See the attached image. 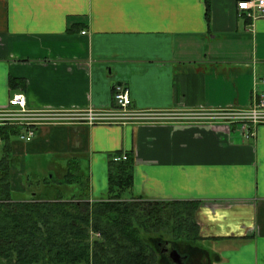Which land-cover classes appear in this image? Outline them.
<instances>
[{"label": "crops", "instance_id": "1", "mask_svg": "<svg viewBox=\"0 0 264 264\" xmlns=\"http://www.w3.org/2000/svg\"><path fill=\"white\" fill-rule=\"evenodd\" d=\"M238 1L0 0V109L23 95L31 111H110L116 84L134 111L249 108L264 96V18L239 17ZM250 133L197 117L71 120L35 126L27 143L0 138V158L18 193L73 163L92 202L107 197L112 155L126 154L125 199L199 204L185 264H264V124Z\"/></svg>", "mask_w": 264, "mask_h": 264}, {"label": "trees", "instance_id": "2", "mask_svg": "<svg viewBox=\"0 0 264 264\" xmlns=\"http://www.w3.org/2000/svg\"><path fill=\"white\" fill-rule=\"evenodd\" d=\"M20 131L1 126L0 138ZM119 155L110 159L107 197L91 202L88 177L73 163L60 178L50 174L28 181L23 193L13 191L6 151L0 158V264H169L158 244L171 243L181 255L196 250L199 204L125 199L133 164L113 161Z\"/></svg>", "mask_w": 264, "mask_h": 264}, {"label": "built area", "instance_id": "3", "mask_svg": "<svg viewBox=\"0 0 264 264\" xmlns=\"http://www.w3.org/2000/svg\"><path fill=\"white\" fill-rule=\"evenodd\" d=\"M236 12L239 17L251 21L264 18V0H240L236 3ZM264 83V79L262 80ZM254 93L257 91L255 89ZM252 106L246 109H235L223 112H210L207 119L228 120L242 124V127L251 129V133L258 125L264 124V96H257ZM114 110L88 111L72 113L62 111H31L26 108L23 95H14L8 102V107L0 109V127L4 125L19 126L21 131L18 138L22 142H30L34 136V127L45 123H59L71 120L83 121L89 125L97 123H118L123 121H156L163 119L155 117L153 112L134 111L131 109L129 89L123 84L113 86ZM249 131V130H248ZM126 154L113 158V161H126ZM98 236V234H97Z\"/></svg>", "mask_w": 264, "mask_h": 264}, {"label": "rangeland", "instance_id": "4", "mask_svg": "<svg viewBox=\"0 0 264 264\" xmlns=\"http://www.w3.org/2000/svg\"><path fill=\"white\" fill-rule=\"evenodd\" d=\"M154 116L155 117H162V118H174V119H183V118H192V117L206 118V117H209V112H203V111H199V112H178V111H170V112H167V113H156V114H154ZM83 170L84 169L81 168V171L82 172H83ZM74 192H76V191L74 190ZM126 195H127V193H124V196H126ZM96 235H94L93 233H91L90 236H92L93 238H98V236H96Z\"/></svg>", "mask_w": 264, "mask_h": 264}, {"label": "water", "instance_id": "5", "mask_svg": "<svg viewBox=\"0 0 264 264\" xmlns=\"http://www.w3.org/2000/svg\"><path fill=\"white\" fill-rule=\"evenodd\" d=\"M159 247H164L165 257L168 259L170 264H184V261L186 259V256H181L176 249H174L173 245L171 243L165 242L163 244H159ZM164 252V251H163Z\"/></svg>", "mask_w": 264, "mask_h": 264}, {"label": "flooded vegetation", "instance_id": "6", "mask_svg": "<svg viewBox=\"0 0 264 264\" xmlns=\"http://www.w3.org/2000/svg\"><path fill=\"white\" fill-rule=\"evenodd\" d=\"M163 244V243H162ZM159 245V244H158ZM158 249H159V252H160V254L168 261V259L165 257V255H164V253L166 254V252H165V248L162 246V247H157ZM164 251V252H163ZM181 255V254H180ZM181 256H186V259H185V261H184V264L187 262V256L188 255H186V254H184V255H181ZM168 263L170 264V262L168 261Z\"/></svg>", "mask_w": 264, "mask_h": 264}]
</instances>
